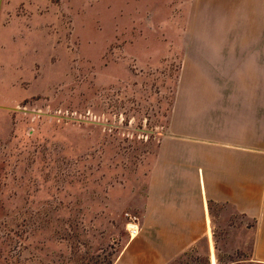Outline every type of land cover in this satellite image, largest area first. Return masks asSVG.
Segmentation results:
<instances>
[{
	"label": "rangeland",
	"instance_id": "374dc122",
	"mask_svg": "<svg viewBox=\"0 0 264 264\" xmlns=\"http://www.w3.org/2000/svg\"><path fill=\"white\" fill-rule=\"evenodd\" d=\"M190 1L0 0V264H112L182 84L254 83L216 92L258 102L264 149V73L182 69L189 35L264 34V12ZM211 214L209 247L173 264H264L251 219Z\"/></svg>",
	"mask_w": 264,
	"mask_h": 264
},
{
	"label": "crops",
	"instance_id": "0c3cea01",
	"mask_svg": "<svg viewBox=\"0 0 264 264\" xmlns=\"http://www.w3.org/2000/svg\"><path fill=\"white\" fill-rule=\"evenodd\" d=\"M189 3L194 7L203 4L204 10L264 12V0ZM187 42L203 46H195L187 56L183 73H264V34L189 35ZM214 84L200 80L181 85L168 129L158 141L147 172L138 233L123 243L112 264H173L201 241L209 247L211 205H230L252 220V258L264 263V149H259V104L216 92L253 90L254 83ZM210 263L215 264V258Z\"/></svg>",
	"mask_w": 264,
	"mask_h": 264
},
{
	"label": "built area",
	"instance_id": "2783aa9c",
	"mask_svg": "<svg viewBox=\"0 0 264 264\" xmlns=\"http://www.w3.org/2000/svg\"><path fill=\"white\" fill-rule=\"evenodd\" d=\"M127 221L126 228L130 236H134L138 233L139 230V218L130 213H126Z\"/></svg>",
	"mask_w": 264,
	"mask_h": 264
},
{
	"label": "trees",
	"instance_id": "16d2710c",
	"mask_svg": "<svg viewBox=\"0 0 264 264\" xmlns=\"http://www.w3.org/2000/svg\"><path fill=\"white\" fill-rule=\"evenodd\" d=\"M212 206V205H211Z\"/></svg>",
	"mask_w": 264,
	"mask_h": 264
}]
</instances>
